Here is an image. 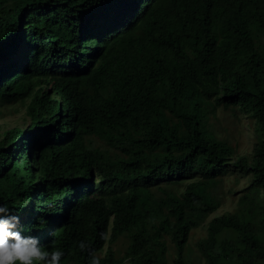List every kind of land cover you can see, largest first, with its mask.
I'll use <instances>...</instances> for the list:
<instances>
[{"label": "trees", "instance_id": "1", "mask_svg": "<svg viewBox=\"0 0 264 264\" xmlns=\"http://www.w3.org/2000/svg\"><path fill=\"white\" fill-rule=\"evenodd\" d=\"M28 100L0 140V201L62 264H168V239L191 264L230 165L254 180L201 249L264 264V0H0V109ZM220 106L254 121L250 156L209 130Z\"/></svg>", "mask_w": 264, "mask_h": 264}, {"label": "rangeland", "instance_id": "2", "mask_svg": "<svg viewBox=\"0 0 264 264\" xmlns=\"http://www.w3.org/2000/svg\"><path fill=\"white\" fill-rule=\"evenodd\" d=\"M18 58V57H16ZM9 60H5L7 63ZM30 100L25 103H19L11 106H6L0 109V140L3 139L4 133L13 128H26L29 123L27 117V106ZM208 115L209 130L215 134L216 138L228 142L236 150L237 155L250 156L253 152L256 143L255 123L251 118L244 113L233 110H225L223 107H218ZM229 174L224 182L218 188L219 195L223 199L222 207L214 214L209 216L207 220L198 228L193 229L190 234L188 243L186 244L184 254L188 258V263L191 264H209L207 258L201 249V243L208 238V226L214 218L221 217L226 214H234L242 212L243 206L240 204L241 196L246 193L253 182V176L238 171L230 165ZM188 184V183H186ZM186 184L180 188L170 187L169 185L160 186L161 190L156 192V198L159 200L164 193L163 190H170L181 194L186 189ZM159 188V187H158ZM168 244V264H173L177 259V251L174 243L170 239ZM120 244L114 248L120 250ZM122 255L123 252H120ZM104 256V252L100 254Z\"/></svg>", "mask_w": 264, "mask_h": 264}, {"label": "clouds", "instance_id": "3", "mask_svg": "<svg viewBox=\"0 0 264 264\" xmlns=\"http://www.w3.org/2000/svg\"><path fill=\"white\" fill-rule=\"evenodd\" d=\"M78 247L87 250L90 243L82 239ZM64 255L62 248L49 249L38 237L25 235L21 231L19 215L9 203L0 201V264H62ZM88 264H101V256L91 252Z\"/></svg>", "mask_w": 264, "mask_h": 264}]
</instances>
